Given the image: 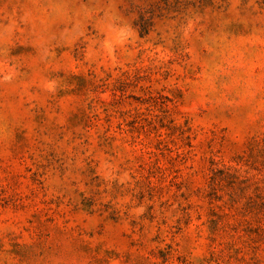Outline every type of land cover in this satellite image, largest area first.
<instances>
[{
  "label": "rangeland",
  "instance_id": "374dc122",
  "mask_svg": "<svg viewBox=\"0 0 264 264\" xmlns=\"http://www.w3.org/2000/svg\"><path fill=\"white\" fill-rule=\"evenodd\" d=\"M0 264H264V0H0Z\"/></svg>",
  "mask_w": 264,
  "mask_h": 264
}]
</instances>
